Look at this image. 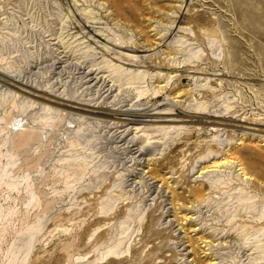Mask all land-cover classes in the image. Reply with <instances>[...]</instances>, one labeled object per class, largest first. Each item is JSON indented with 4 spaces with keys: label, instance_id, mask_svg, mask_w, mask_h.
<instances>
[{
    "label": "rangeland",
    "instance_id": "rangeland-1",
    "mask_svg": "<svg viewBox=\"0 0 264 264\" xmlns=\"http://www.w3.org/2000/svg\"><path fill=\"white\" fill-rule=\"evenodd\" d=\"M0 264H264V0H0Z\"/></svg>",
    "mask_w": 264,
    "mask_h": 264
},
{
    "label": "bare ground",
    "instance_id": "bare-ground-1",
    "mask_svg": "<svg viewBox=\"0 0 264 264\" xmlns=\"http://www.w3.org/2000/svg\"><path fill=\"white\" fill-rule=\"evenodd\" d=\"M97 78V77H96ZM124 112V111H123ZM125 114V113H124Z\"/></svg>",
    "mask_w": 264,
    "mask_h": 264
}]
</instances>
